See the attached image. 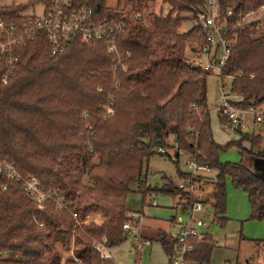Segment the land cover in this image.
Returning <instances> with one entry per match:
<instances>
[{"label": "trees", "instance_id": "16d2710c", "mask_svg": "<svg viewBox=\"0 0 264 264\" xmlns=\"http://www.w3.org/2000/svg\"><path fill=\"white\" fill-rule=\"evenodd\" d=\"M155 1L118 0L110 8L107 0H72L75 9H91L95 20L124 26L117 36L118 55L108 54L104 40L86 43L80 37L63 53L52 55L38 34L15 50L17 67L6 84V66L0 60V157L23 177H35L48 197L38 210L18 184H8L0 209V264H115L94 245L105 239L108 250L126 240L122 225L131 222L129 186L141 182L148 160L159 149L164 150L160 155H168L167 150L176 157L185 153L190 163L214 170L216 177H194L198 191L206 192L203 200L170 182L148 187L143 196L159 193L177 198L179 205H211L221 225L230 182L247 195L250 219L264 218V178L242 163L219 162L220 153L230 147L264 161L260 139L235 129L244 144L220 146L214 141L206 98L210 74L185 57L187 49L202 46L205 32L199 25L180 32L185 18L179 14L194 15L205 0H162L165 15L162 10L145 13ZM263 1L218 3L222 10L230 3L248 10ZM46 2L0 7V22L23 24L27 10ZM138 14L141 21L135 19ZM249 34L247 29L236 31L234 48L219 75L222 90L223 79L230 80L224 96L238 109L264 105V29ZM218 119L229 126L221 113ZM178 176L184 180L189 175L178 171ZM89 214L100 215L102 222L81 225ZM157 240L165 254L172 253L174 241L161 234ZM189 243V264H210V238ZM255 245L264 262V241ZM58 247H72L71 255L63 259Z\"/></svg>", "mask_w": 264, "mask_h": 264}, {"label": "rangeland", "instance_id": "374dc122", "mask_svg": "<svg viewBox=\"0 0 264 264\" xmlns=\"http://www.w3.org/2000/svg\"><path fill=\"white\" fill-rule=\"evenodd\" d=\"M30 0H0V7L19 5L28 3ZM118 0H107V6L114 8ZM165 4L162 0H156L150 4V7L146 12L152 11L153 13H162L165 15L168 9H164ZM219 5V3H218ZM220 8V5H219ZM221 9V8H220ZM222 11V9H221ZM42 13V7L40 4L34 5L31 9L26 11L27 15H40ZM196 14L181 13L179 17L185 18L181 24L179 31L185 32L194 25H198V18ZM264 29V24L257 30V32ZM106 51L107 45L106 41ZM203 46V44H202ZM194 45V50H186L185 57L191 64H195L196 58L200 54L201 47ZM231 54V53H230ZM224 91L220 86V77L218 74L210 75L206 81L207 90V105L209 107L210 125L214 141L224 146L230 142H238L239 136L233 129L222 125L219 122L218 108L223 104V100L220 99L221 92L227 93L230 87V80L228 78L223 79ZM231 98L237 100L238 97L232 95ZM229 104V102H228ZM230 105V104H229ZM261 109H264V105H261ZM259 147L264 146V139H260ZM247 147L249 144H245ZM168 155H153L147 162L145 169V176L141 178V182H135L130 184L132 191L128 197L127 203L132 204L130 207L131 219L130 224H135L137 227V234L145 229V226L156 228L147 230V232H153L150 235L157 236L159 234L164 235L167 241H172L174 237L179 233L177 223L179 217L182 218L183 224L189 222V218L192 220L202 221L203 226L198 229L202 234H206L214 245L212 250L210 264H245L249 257L251 261H260L262 254L258 251L255 252L254 242L264 241V218L262 220L250 219V206L247 195L241 189H235L231 186L230 182L226 184V212L223 215L225 221L219 225L214 217V210L211 205L205 204L200 212H194L192 205L180 204L177 198L167 196L163 194H145L148 187H161L163 184L170 182L185 193H189L191 197L197 199H204L206 195L205 191H198L200 187L193 182L192 171L189 167L190 157L185 153H180L177 157L174 156L172 150L166 151ZM219 162L225 163H242L244 166L252 169V161L248 155L243 154L238 148L230 147L229 149L221 152L219 155ZM178 171L188 173V177L184 180H180ZM195 175H203L201 177L215 178L217 172L212 171H200L196 170ZM193 175V174H192ZM194 175V176H195ZM205 189V188H204ZM154 201L155 206H151V202ZM44 209V203H43ZM134 208V209H133ZM192 212V213H191ZM92 215V222L99 224L102 222V218L97 214ZM136 218H134V217ZM133 220V221H132ZM126 223V222H125ZM88 224V223H87ZM145 225V226H144ZM40 227H44V224H39ZM123 226V225H122ZM123 230V229H122ZM126 240L117 247L108 249L111 260L115 264H168V260L165 252L162 250L161 244L158 240H151L152 242L143 245V250L140 254L134 252V239L131 235H128L124 231ZM155 238V237H150ZM143 242V241H140ZM138 242V243H140ZM101 243H96L94 248ZM72 249V247H71ZM71 249L69 251H62L59 247L58 250L61 253L63 259L71 255ZM186 264H189L187 261Z\"/></svg>", "mask_w": 264, "mask_h": 264}, {"label": "built area", "instance_id": "2783aa9c", "mask_svg": "<svg viewBox=\"0 0 264 264\" xmlns=\"http://www.w3.org/2000/svg\"><path fill=\"white\" fill-rule=\"evenodd\" d=\"M40 5L42 13L36 16L27 15L25 12L23 16L26 21L23 24L6 25L0 22V60L6 66L2 84H6L16 70L18 60L14 55L15 50L22 47L25 41L34 40L38 34L44 36L52 55L63 53L75 37H80L86 43L104 40L108 54L118 55L117 36L119 37L124 29L121 23L116 24L107 20L97 21L91 9L87 7L75 9L72 0H47L45 4ZM164 9L167 7L165 6ZM195 14L198 18V25L205 32V38L194 66L201 68L205 73L219 76L234 48L235 44L232 39H236V31L247 29L251 35L252 31L259 30L264 24V1L258 7L248 10L237 9L233 3H230L221 11L218 0H205ZM135 19L141 21L142 17L138 14ZM221 93L220 99L223 100V104L218 111L226 117L229 126L243 135L264 139V109L235 108L228 104L223 92ZM158 153L164 154V150L159 149ZM189 167L193 170V175L191 174L193 177L197 176L195 175L196 170L208 171L192 163ZM10 183L18 184L21 192L36 203L37 209H43L42 205L48 197L40 190L37 179L33 176L23 177L13 164L3 161L0 157V209L2 195L6 193ZM151 206H155L154 201L151 202ZM192 208L193 211H199L202 203H195ZM73 218L76 219V215H73ZM92 220V215H86L80 224L84 225ZM134 225L126 222L122 229L133 237L137 232V227ZM202 226V221H195L192 218L181 226L174 239V249L170 254L168 264H186V256L192 251L189 241L192 238L202 241V236L197 230ZM103 242L105 239L95 249L106 259L108 257L104 253L106 248ZM145 244L147 243L140 242L136 247V252H140ZM245 264H264V262L248 260Z\"/></svg>", "mask_w": 264, "mask_h": 264}, {"label": "crops", "instance_id": "0c3cea01", "mask_svg": "<svg viewBox=\"0 0 264 264\" xmlns=\"http://www.w3.org/2000/svg\"><path fill=\"white\" fill-rule=\"evenodd\" d=\"M225 126H227L228 128H230V129H233L232 127H230V126H228V125H225ZM234 130V132L236 133V131H235V129H233ZM237 134V133H236ZM238 135V134H237ZM239 136V135H238ZM237 142V141H236ZM171 145L173 144V141L172 140H170V142H169ZM238 143H240V144H244V139L241 137V136H239V140H238ZM245 147H247L246 145H245ZM168 154V153H167ZM254 158V157H253ZM251 161H252V169L253 170H251V171H253L256 175H258V176H260V177H262V178H264V161L263 160H261V159H251ZM210 171H212V170H210ZM206 172H208V171H206ZM144 176H145V173H144ZM199 176H203V175H199ZM144 178V177H143ZM142 181V180H141ZM209 188V186H205V190L206 189H208ZM207 191H209V190H207ZM129 205H130V207L132 208V204L129 202L128 203ZM203 205H205V204H202V206ZM193 207V206H192ZM203 208V207H202ZM202 208H201V210H202ZM134 209V208H133ZM193 209V208H192ZM201 210H199V211H194V212H200ZM192 213V212H191ZM190 218H192V217H190ZM189 218V219H190ZM178 222L177 223H175L176 224V226L178 227V230L180 231V228H181V226H183V221H182V218L181 217H179V219L177 220ZM145 226V225H144ZM154 228H156L154 225H152V227L150 228V227H147V226H145V229H142L141 230V232L139 233V234H137V232L133 235V239H134V243H135V246H134V252H135V254L137 255V254H140L141 253V251L140 252H136V247H137V245L139 244L138 242H140V241H143V242H146L147 244H149V243H151L152 241L151 240H157V237H158V235L157 236H154V235H150V234H152V233H154V231L153 232H147V230H151V229H154ZM201 228V227H200ZM199 229V228H198ZM197 229V230H198ZM198 233L202 236V239H203V236H207L206 234H202L201 232H199L198 231ZM177 235H178V233H177ZM176 235V236H177ZM155 237V238H150V237ZM175 236V237H176ZM175 237H174V239H175ZM174 239L172 240V241H174ZM255 242H258V241H255ZM255 242H254V247H255V252H259V248L255 245ZM146 245V244H145ZM212 245H213V243H212ZM162 247V246H161ZM214 248V247H213ZM173 249H174V247H173ZM142 250H143V248H142ZM162 250H163V248H162ZM107 249H106V251H104V253H105V255L108 257V258H110V256H109V254H107ZM166 257H167V260H168V263H169V257H170V254L169 255H167L166 254ZM111 259V258H110ZM251 259V257H249L248 258V260H250ZM247 260V261H248ZM261 261V260H260ZM259 261V262H260ZM224 264H227V263H224ZM235 264H238L237 262L235 263Z\"/></svg>", "mask_w": 264, "mask_h": 264}]
</instances>
